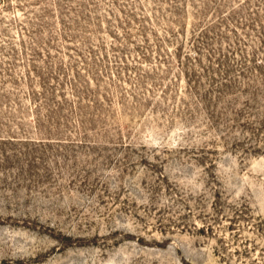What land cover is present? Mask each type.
Returning <instances> with one entry per match:
<instances>
[{"label": "rangeland", "instance_id": "obj_1", "mask_svg": "<svg viewBox=\"0 0 264 264\" xmlns=\"http://www.w3.org/2000/svg\"><path fill=\"white\" fill-rule=\"evenodd\" d=\"M0 264H264V0H0Z\"/></svg>", "mask_w": 264, "mask_h": 264}]
</instances>
